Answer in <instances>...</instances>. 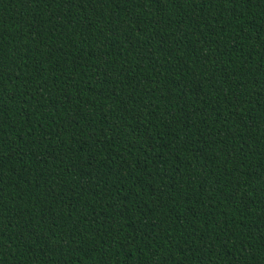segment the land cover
I'll list each match as a JSON object with an SVG mask.
<instances>
[{
    "label": "trees",
    "instance_id": "1",
    "mask_svg": "<svg viewBox=\"0 0 264 264\" xmlns=\"http://www.w3.org/2000/svg\"><path fill=\"white\" fill-rule=\"evenodd\" d=\"M0 264H264V0H0Z\"/></svg>",
    "mask_w": 264,
    "mask_h": 264
}]
</instances>
